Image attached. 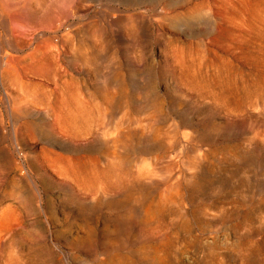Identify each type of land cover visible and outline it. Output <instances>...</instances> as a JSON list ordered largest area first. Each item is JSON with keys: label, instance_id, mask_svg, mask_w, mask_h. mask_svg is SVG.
Instances as JSON below:
<instances>
[{"label": "rangeland", "instance_id": "rangeland-1", "mask_svg": "<svg viewBox=\"0 0 264 264\" xmlns=\"http://www.w3.org/2000/svg\"><path fill=\"white\" fill-rule=\"evenodd\" d=\"M0 264H264V0H0Z\"/></svg>", "mask_w": 264, "mask_h": 264}, {"label": "bare ground", "instance_id": "bare-ground-1", "mask_svg": "<svg viewBox=\"0 0 264 264\" xmlns=\"http://www.w3.org/2000/svg\"><path fill=\"white\" fill-rule=\"evenodd\" d=\"M111 232V231H110Z\"/></svg>", "mask_w": 264, "mask_h": 264}]
</instances>
